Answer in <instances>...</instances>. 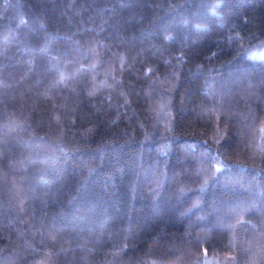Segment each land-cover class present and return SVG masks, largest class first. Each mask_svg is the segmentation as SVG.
Here are the masks:
<instances>
[{"label": "trees", "instance_id": "obj_1", "mask_svg": "<svg viewBox=\"0 0 264 264\" xmlns=\"http://www.w3.org/2000/svg\"><path fill=\"white\" fill-rule=\"evenodd\" d=\"M0 264H264V0H0Z\"/></svg>", "mask_w": 264, "mask_h": 264}]
</instances>
